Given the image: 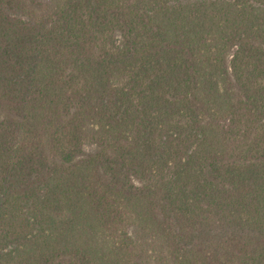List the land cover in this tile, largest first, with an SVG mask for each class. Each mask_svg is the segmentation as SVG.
Instances as JSON below:
<instances>
[{"label": "trees", "instance_id": "obj_1", "mask_svg": "<svg viewBox=\"0 0 264 264\" xmlns=\"http://www.w3.org/2000/svg\"><path fill=\"white\" fill-rule=\"evenodd\" d=\"M0 264H264V0H0Z\"/></svg>", "mask_w": 264, "mask_h": 264}]
</instances>
